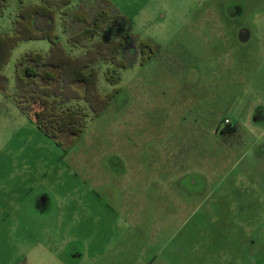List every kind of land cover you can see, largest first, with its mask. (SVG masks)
Returning a JSON list of instances; mask_svg holds the SVG:
<instances>
[{"label":"rangeland","instance_id":"obj_1","mask_svg":"<svg viewBox=\"0 0 264 264\" xmlns=\"http://www.w3.org/2000/svg\"><path fill=\"white\" fill-rule=\"evenodd\" d=\"M111 2L126 21L108 36L161 48L118 85L100 65V92L119 91L69 150L14 97L16 60L50 41L4 67L0 264H264V0Z\"/></svg>","mask_w":264,"mask_h":264},{"label":"trees","instance_id":"obj_2","mask_svg":"<svg viewBox=\"0 0 264 264\" xmlns=\"http://www.w3.org/2000/svg\"><path fill=\"white\" fill-rule=\"evenodd\" d=\"M10 0H0V18ZM60 22L68 50L57 33ZM126 17L111 0H19L11 32H0V90L5 91L9 77L3 72L13 50L22 41L48 39V52L25 51L15 62V100L38 127L64 150H69L87 128L90 109L93 117L109 105L114 93L103 95L99 89L100 65H112L106 80L118 85L120 70L141 59L146 62L161 48L160 44L128 32L119 38L108 36ZM73 48L84 52L74 54ZM83 101L86 105H81ZM225 122L223 132L235 131Z\"/></svg>","mask_w":264,"mask_h":264},{"label":"crops","instance_id":"obj_3","mask_svg":"<svg viewBox=\"0 0 264 264\" xmlns=\"http://www.w3.org/2000/svg\"><path fill=\"white\" fill-rule=\"evenodd\" d=\"M16 14V13H15ZM14 16L15 15H13V17H12V20H13V18H14ZM12 23V22H11ZM59 24H60V22H59ZM60 26H61V24H60ZM61 29H62V27H61ZM63 31V30H62ZM64 33V32H63ZM66 35V34H65ZM60 39H61V37H60ZM76 55H78V54H76ZM245 107V106H244ZM244 107H242V108H244ZM254 107V106H253ZM231 122V121H230ZM232 123V126H235V131L237 130V123H233V122H231Z\"/></svg>","mask_w":264,"mask_h":264},{"label":"flooded vegetation","instance_id":"obj_4","mask_svg":"<svg viewBox=\"0 0 264 264\" xmlns=\"http://www.w3.org/2000/svg\"><path fill=\"white\" fill-rule=\"evenodd\" d=\"M43 202H45V203L47 202V199L45 197H43ZM47 240H48V238H47Z\"/></svg>","mask_w":264,"mask_h":264},{"label":"built area","instance_id":"obj_5","mask_svg":"<svg viewBox=\"0 0 264 264\" xmlns=\"http://www.w3.org/2000/svg\"><path fill=\"white\" fill-rule=\"evenodd\" d=\"M225 122H226V123H230V120H229V119H226Z\"/></svg>","mask_w":264,"mask_h":264}]
</instances>
